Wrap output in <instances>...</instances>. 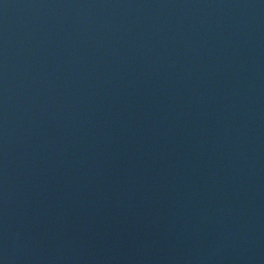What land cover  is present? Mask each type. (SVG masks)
<instances>
[{
    "label": "water",
    "instance_id": "obj_1",
    "mask_svg": "<svg viewBox=\"0 0 264 264\" xmlns=\"http://www.w3.org/2000/svg\"><path fill=\"white\" fill-rule=\"evenodd\" d=\"M0 264H264V0H0Z\"/></svg>",
    "mask_w": 264,
    "mask_h": 264
}]
</instances>
